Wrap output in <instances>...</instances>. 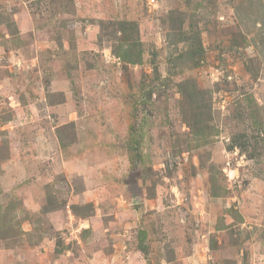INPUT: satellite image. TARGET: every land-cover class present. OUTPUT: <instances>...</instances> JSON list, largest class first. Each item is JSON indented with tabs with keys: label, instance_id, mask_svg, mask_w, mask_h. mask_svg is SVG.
Listing matches in <instances>:
<instances>
[{
	"label": "rangeland",
	"instance_id": "obj_1",
	"mask_svg": "<svg viewBox=\"0 0 264 264\" xmlns=\"http://www.w3.org/2000/svg\"><path fill=\"white\" fill-rule=\"evenodd\" d=\"M0 264H264V0H0Z\"/></svg>",
	"mask_w": 264,
	"mask_h": 264
},
{
	"label": "trees",
	"instance_id": "obj_2",
	"mask_svg": "<svg viewBox=\"0 0 264 264\" xmlns=\"http://www.w3.org/2000/svg\"><path fill=\"white\" fill-rule=\"evenodd\" d=\"M122 24H126L125 22H122ZM123 33H124V35L126 36L127 34H128V29L127 28H123ZM129 37V36H128ZM138 45V44H137ZM137 45H134V44H132V43H129V44H127V48L124 50V56H127L128 58V60L130 61V62H132V63H137V62H139L138 60H140V58H141V56H142V53H143V50L142 49H140V51H138V54H137V56H136V58H134V57H131V52H132V49L133 48H136V46ZM116 52H118V54H120V56L122 55V53H120L119 51H117L116 50ZM124 58H126V57H124ZM144 237L142 238V240L140 241V248L144 251V248L146 247L145 246V244H144Z\"/></svg>",
	"mask_w": 264,
	"mask_h": 264
},
{
	"label": "built area",
	"instance_id": "obj_3",
	"mask_svg": "<svg viewBox=\"0 0 264 264\" xmlns=\"http://www.w3.org/2000/svg\"><path fill=\"white\" fill-rule=\"evenodd\" d=\"M150 3H151V4L154 3V5H155V4H156V0H150Z\"/></svg>",
	"mask_w": 264,
	"mask_h": 264
}]
</instances>
